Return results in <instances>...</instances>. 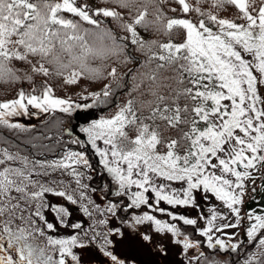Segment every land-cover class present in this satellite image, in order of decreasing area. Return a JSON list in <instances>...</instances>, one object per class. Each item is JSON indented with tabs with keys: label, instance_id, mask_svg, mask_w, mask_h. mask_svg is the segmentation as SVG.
Wrapping results in <instances>:
<instances>
[{
	"label": "snow or ice",
	"instance_id": "obj_1",
	"mask_svg": "<svg viewBox=\"0 0 264 264\" xmlns=\"http://www.w3.org/2000/svg\"><path fill=\"white\" fill-rule=\"evenodd\" d=\"M112 4L0 0V81L33 84L0 101V126L26 133L34 126L12 117L62 114L55 132L25 141L41 158L0 139V264H231L202 247L240 253L245 243L255 250L239 264H264V211H242L264 181V0ZM226 6L234 16L219 15ZM130 47L142 58L113 101L133 70L93 61L126 64ZM34 74L100 87L80 103L47 79L37 90Z\"/></svg>",
	"mask_w": 264,
	"mask_h": 264
},
{
	"label": "trees",
	"instance_id": "obj_2",
	"mask_svg": "<svg viewBox=\"0 0 264 264\" xmlns=\"http://www.w3.org/2000/svg\"><path fill=\"white\" fill-rule=\"evenodd\" d=\"M92 3L97 4V5H103L105 3V0H91ZM107 3L109 6H113L115 7L114 4H112V0H107ZM205 7H208V4L204 5ZM219 15L221 16H228V17H232L235 15V10L231 7L227 13L224 12H220ZM87 26V25H85ZM109 26V25H106ZM141 34H144L143 29H140ZM129 51L131 50V47L129 49ZM132 55L134 57V59L131 62V70L132 73L134 74L135 70H136V65L139 59L142 58V55L140 53H137L135 51H132ZM118 64H125L123 63V61L119 62ZM118 64H117V69H118ZM14 66L18 69H21L20 74L23 75L25 70H29L27 69L26 65H23L21 63L18 62H14ZM30 71V70H29ZM130 75L127 76L126 80L124 81L126 83V87L122 88L121 90L116 89L114 92V95L112 97V100L115 101L116 98L120 95H123L126 93L127 88H130L131 83L129 82L130 80ZM47 79V81L53 85V88L55 90V92H61V90H63L62 85H60L59 87L56 85L57 83H60L58 81H61L60 77L53 75H49L48 77H44L42 75L39 74H34V82L37 86V90H39V86L42 84V82ZM83 82H85V77H81L79 79V81L77 83H80V88L78 91H83L85 88L87 90H96L97 88L100 87V83L98 81H93L87 85H83ZM104 82H107L106 80ZM4 86V88H2ZM33 84L27 80H21V81H17L15 83H5L4 81H0V101L6 100V99H11L15 96V94L18 92L19 89L23 88L25 91H30L32 88ZM112 107V105L107 106V107H103L101 108L97 113L99 115L101 114H105L107 113V111L110 110V108ZM97 111V110H96ZM58 112V111H57ZM96 115V113H95ZM94 115V116H95ZM57 117H62V114L59 113L57 116H55V113L51 114L48 118H46L45 120H41L38 121L36 123H34L31 126H34L32 131L26 132V133H13L11 130L4 128L3 126H0V139H7L9 141L10 145H15L16 147L13 148V150H16L17 148L19 150H21L22 152H24L25 154H31L32 152H36L37 154V158H41L39 156V149H35L33 150L31 148V145L26 143L25 141H27L29 138L34 137L36 135L37 132H44L47 128H52L53 132H55V127L54 125V121ZM74 118H69L65 120V123L67 125H71L73 122ZM65 139H67V137H65ZM2 146V145H0ZM69 147H73V145H69ZM45 155H47V153H45ZM261 183H264V181L260 180L259 181V185L256 189V192H254L250 198H248L244 205H243V209L244 211H247L248 209H254L257 212L260 211H264V191L261 190ZM244 252V247L241 248V252L240 253H234V252H226V256H228L229 258H231L232 263L231 264H239L240 260H242L244 258L241 259V255Z\"/></svg>",
	"mask_w": 264,
	"mask_h": 264
},
{
	"label": "rangeland",
	"instance_id": "obj_3",
	"mask_svg": "<svg viewBox=\"0 0 264 264\" xmlns=\"http://www.w3.org/2000/svg\"><path fill=\"white\" fill-rule=\"evenodd\" d=\"M231 8V6H226V10H223V11H221V12H224V13H227L228 12V10ZM228 17V16H227ZM121 61H122V58H121ZM120 61V62H121ZM131 62H134V61H131ZM131 62H128V63H126V64H118V62L116 61V59L115 58H109V59H106V60H103V61H100V60H96V61H93V63H95V64H102V65H105V66H107V65H111V64H118V72H120V73H128L129 72V70L131 69ZM136 71V70H135ZM134 74H135V72H134ZM134 74H131V76H130V80H129V82L131 83V85H130V87H132V75H134ZM130 75V74H129ZM60 79H61V81H58V82H60V83H57L56 85L59 87L60 85H62V88H63V90H61V92H55V90H54V93L56 94V95H58V96H61V97H70L73 101H76V102H80V103H84L85 101L83 100V99H81L80 97H79V94L82 92V91H78L79 90V88H80V83H75V84H64V83H62V77H60ZM80 79V78H79ZM79 81V80H78ZM77 81V82H78ZM91 82H93V80H89V79H87L86 77H85V82H83V85H87V84H89V83H91ZM2 88H4V86L2 87ZM119 90H121V89H119ZM88 91H90V90H88ZM119 99L120 100H123V99H125V94H123V95H120L119 96ZM110 105H112L111 103L108 105V106H110ZM103 107H105V106H102V105H96V106H93L92 108H90V109H87V110H80V112H87V113H89L90 115H92V116H94L95 115V113L96 114H98L97 112L101 109V108H103ZM97 110V111H96ZM110 110H112V107L110 108ZM109 110V111H110ZM30 111H31V109H30ZM58 112H56L55 113V116H57L60 112H59V110H57ZM77 111V110H76ZM75 111V112H76ZM109 111H107V113H105V114H108L109 113ZM75 112L74 113H72V118H74L73 119V123L71 124V126H76V124L77 123H81V122H83L81 119H80V117H75ZM50 116V114H48V113H43V112H41L40 113V115L39 116H34V115H25V114H23V113H21V114H19V115H16V116H14V117H12V119L14 120V121H16V122H19V123H21V124H24L25 126H31V125H33L34 123H36V122H38V121H41V120H45L46 118H48ZM74 134H75V132H74ZM76 146L75 145H73V148H75ZM24 153V152H23ZM25 154V153H24ZM89 155L91 156V152L89 153ZM92 162H93V164L95 165V163H96V158L95 157H92ZM261 179L258 177L257 179H256V183H255V187H256V189H257V187H258V185H259V181H260ZM249 188H251V185H249ZM253 194V192H251V191H249V193H248V195H247V197L245 198V201L248 199V198H250L251 197V195ZM212 203L213 204H216V206H217V211H224V209L223 208H221L220 207V205H219V202L218 201H215L214 199H213V201H212ZM245 203V202H244ZM166 207H167V205H165ZM208 207H209V205L207 204V203H203L202 202V209H203V212L205 213V214H207V212H208ZM179 211L181 212V213H184V214H195L191 209H188V208H180L179 209ZM195 211H200V209H197V210H195ZM242 211H244V209H243V206H242ZM205 222L203 221V220H201V224L203 225ZM224 231L225 232H231V231H236V229H224ZM219 234V233H218ZM197 238H199L198 236H197ZM222 238H224V237H222ZM239 238L242 240L243 238H246V240H247V237H246V235H244L243 234V232L241 231V233L239 234ZM246 246H248V247H250L249 248V250H255V244H247V243H245L242 247H244V249H246ZM202 250L203 251H205V253L208 255V257L210 258V259H213V258H215V259H221V260H228V261H230L231 263H232V260H231V258H229L228 256H226V254H225V252L227 251V250H223V251H220V250H215V251H213V250H210V249H208L207 248V246L206 245H204L203 247H202ZM243 256V255H242Z\"/></svg>",
	"mask_w": 264,
	"mask_h": 264
},
{
	"label": "flooded vegetation",
	"instance_id": "obj_4",
	"mask_svg": "<svg viewBox=\"0 0 264 264\" xmlns=\"http://www.w3.org/2000/svg\"><path fill=\"white\" fill-rule=\"evenodd\" d=\"M80 116H81V113H80ZM243 241H244V240H243ZM246 247H248V246H246ZM247 250H249V248H246V251H247ZM228 251H229V250H227V252H228Z\"/></svg>",
	"mask_w": 264,
	"mask_h": 264
},
{
	"label": "water",
	"instance_id": "obj_5",
	"mask_svg": "<svg viewBox=\"0 0 264 264\" xmlns=\"http://www.w3.org/2000/svg\"><path fill=\"white\" fill-rule=\"evenodd\" d=\"M78 114H79V111H76L75 116H77Z\"/></svg>",
	"mask_w": 264,
	"mask_h": 264
}]
</instances>
